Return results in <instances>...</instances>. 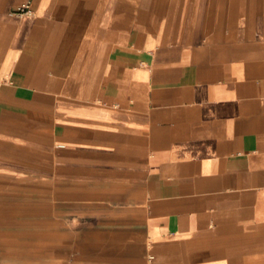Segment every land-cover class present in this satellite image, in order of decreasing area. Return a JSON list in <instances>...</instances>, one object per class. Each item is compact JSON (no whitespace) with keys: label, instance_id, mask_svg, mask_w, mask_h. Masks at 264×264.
<instances>
[{"label":"crops","instance_id":"1","mask_svg":"<svg viewBox=\"0 0 264 264\" xmlns=\"http://www.w3.org/2000/svg\"><path fill=\"white\" fill-rule=\"evenodd\" d=\"M22 183L75 254L0 264H264V0H0Z\"/></svg>","mask_w":264,"mask_h":264},{"label":"rangeland","instance_id":"2","mask_svg":"<svg viewBox=\"0 0 264 264\" xmlns=\"http://www.w3.org/2000/svg\"><path fill=\"white\" fill-rule=\"evenodd\" d=\"M57 236L41 231L39 183L18 184L0 194V256L40 255L42 240L48 242L49 256H73V248L65 247L68 242Z\"/></svg>","mask_w":264,"mask_h":264},{"label":"built area","instance_id":"3","mask_svg":"<svg viewBox=\"0 0 264 264\" xmlns=\"http://www.w3.org/2000/svg\"><path fill=\"white\" fill-rule=\"evenodd\" d=\"M31 11L30 3H26L22 6H20L18 9H16L17 13H29Z\"/></svg>","mask_w":264,"mask_h":264}]
</instances>
